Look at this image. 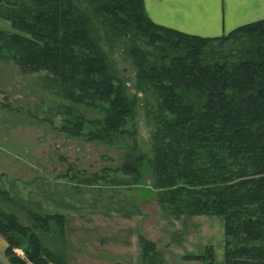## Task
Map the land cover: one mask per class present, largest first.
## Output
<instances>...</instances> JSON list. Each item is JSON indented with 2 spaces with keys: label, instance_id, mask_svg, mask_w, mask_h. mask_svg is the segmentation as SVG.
Here are the masks:
<instances>
[{
  "label": "trees",
  "instance_id": "trees-1",
  "mask_svg": "<svg viewBox=\"0 0 264 264\" xmlns=\"http://www.w3.org/2000/svg\"><path fill=\"white\" fill-rule=\"evenodd\" d=\"M0 17L16 31L0 32V56L23 74L44 73L62 100L103 107L92 138L122 132L135 114L134 92H152L146 116L168 204L187 192L192 213L224 217L225 264H264V18L207 38L153 22L144 0H0ZM104 45L109 53L122 46L130 85ZM84 125L67 130L81 135ZM28 216L23 224L0 207L11 264H57L39 233L52 224L63 230L65 215ZM141 243L146 257L154 243ZM198 258L213 264V255Z\"/></svg>",
  "mask_w": 264,
  "mask_h": 264
},
{
  "label": "rangeland",
  "instance_id": "rangeland-1",
  "mask_svg": "<svg viewBox=\"0 0 264 264\" xmlns=\"http://www.w3.org/2000/svg\"><path fill=\"white\" fill-rule=\"evenodd\" d=\"M145 12L150 18L146 7ZM0 32L16 31L0 17ZM224 45L234 44L225 39ZM104 47L130 85L133 71L122 46L111 53ZM134 93L137 107L124 132H104L98 140L89 133L97 128L91 120L104 118L102 106L62 100L44 73L23 74L0 56V207L23 224L31 223L29 211L63 213V230L52 224L51 232L39 233L60 258L57 264H210L199 255L225 264L224 217L192 213L187 192L179 200L183 207L179 201L168 204L173 198L158 181L154 123L146 116L154 95ZM80 121L81 135L67 130L75 132ZM140 236L154 243L146 257ZM6 244L0 235V264L8 259ZM16 251L23 253V244Z\"/></svg>",
  "mask_w": 264,
  "mask_h": 264
},
{
  "label": "crops",
  "instance_id": "crops-1",
  "mask_svg": "<svg viewBox=\"0 0 264 264\" xmlns=\"http://www.w3.org/2000/svg\"><path fill=\"white\" fill-rule=\"evenodd\" d=\"M204 6L209 10L203 11ZM145 7L154 22L200 36L226 33L264 18V0H145ZM2 262L11 264L9 259Z\"/></svg>",
  "mask_w": 264,
  "mask_h": 264
}]
</instances>
